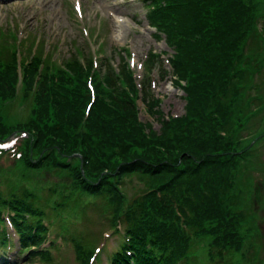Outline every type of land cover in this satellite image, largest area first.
<instances>
[{
	"label": "rangeland",
	"instance_id": "rangeland-1",
	"mask_svg": "<svg viewBox=\"0 0 264 264\" xmlns=\"http://www.w3.org/2000/svg\"><path fill=\"white\" fill-rule=\"evenodd\" d=\"M191 1L158 0L159 8H155L151 5L152 0H0V79L6 72L14 70L7 88L13 94L8 99H0V147L9 144L3 148L6 154H0V200L6 202L11 192L22 196L31 207L42 209L36 211L42 214L49 230L43 238L44 243L31 249L25 257L18 256L19 250L12 246L7 252L11 264H84L81 251L89 249L95 253L98 248L99 252L90 264L110 262L111 258L103 255L108 251L113 252L110 256L123 260L121 253L126 247L114 251L122 240L124 218L119 217L116 226L110 220L112 209L107 202L108 196L81 189L76 170L82 163L76 157H70L76 153L65 149L66 158L53 156L50 149L54 146L66 148L68 143L64 144L52 132L49 123L44 125L33 117L39 107L51 106L52 116L56 112L57 106L47 98L56 85H64L55 71L64 69L66 63L77 61L89 66L93 63L96 80L101 81L105 77V67L109 63L121 64L122 60L137 79L147 76L154 67L151 80L146 78L145 83L151 82L149 92L159 99L158 113L166 119L182 116L184 94L174 82L176 80L170 78L168 72L165 74L171 49L165 46L161 34L166 24L178 30L175 10L180 11L184 2L190 4ZM242 2L246 7L236 10L240 14L236 19L244 21L246 16H251L253 20L251 27L245 30L246 36L256 32L262 35L264 0ZM217 8L211 10L215 12ZM151 14L158 15L153 20ZM246 36H242L244 43L236 49V55L246 56L245 48L251 44ZM260 39L264 40V36ZM259 48L256 56L251 57L258 58V62L250 66L251 74L237 82L235 96L238 99L230 105L231 118L241 106L244 112L242 121L235 125L232 133L234 140H241L233 164V192L236 194L234 203L247 213L241 228L242 246L238 251L228 249L220 255L212 246L211 235L199 234L181 221L172 225L169 219L164 220L173 233L183 235L187 258L181 264H264V137L252 144L258 133H264V76H256L258 68L264 67V53L261 54ZM50 72L53 74L38 75ZM137 106V122L142 125L150 122L158 129L151 111L140 101ZM231 124L234 125V118ZM22 132H28L30 137L20 136ZM39 140L31 160L13 154L19 148L26 153V149ZM100 144L96 147L109 167L123 160L121 148ZM133 151L134 148L130 152ZM40 158L43 162L37 166L35 163ZM61 161L64 165L59 166ZM121 184L127 200L144 192V184L138 176L127 177ZM2 213L0 246L6 245V238L8 247L7 236L21 237L23 224H32L34 216L26 218L25 212L20 211V216L13 218L5 206ZM9 220L17 224L20 231L11 228ZM211 225L210 221L204 223L205 228Z\"/></svg>",
	"mask_w": 264,
	"mask_h": 264
},
{
	"label": "trees",
	"instance_id": "trees-1",
	"mask_svg": "<svg viewBox=\"0 0 264 264\" xmlns=\"http://www.w3.org/2000/svg\"><path fill=\"white\" fill-rule=\"evenodd\" d=\"M244 7L241 0H192L190 4L184 2L180 11L175 10L178 30L169 24L163 26L168 38H173L170 43L175 40L173 73L184 92L185 111L182 116L165 119L154 106L149 107L158 117V131L148 125L146 133V127L137 122L130 87L127 85L126 90L118 84L110 68L103 80H94L96 98L83 119L82 109L90 101L85 86L88 68L77 61L66 63L69 75L57 71L64 85L51 89L49 100L57 106L53 116L51 106L36 110L33 118L44 125L49 123L52 132L68 143L66 148L54 146L49 152L60 159L66 158L65 149L79 153L80 157H73L82 163V169L79 165L76 170L81 189L108 194L113 214L123 212L129 253L122 252L121 261L112 255V264H180L185 260L183 235L173 233L164 221L167 219L172 225L181 221L199 234L211 235L212 246L220 255L241 248V228L247 213L234 203L233 164L240 141L234 140L232 133L242 119L238 115L242 106L232 116L233 125L230 105L238 99L237 82L243 76L232 65V56L240 41L238 24L243 22L236 19L240 15L236 10ZM212 8L217 9L213 12ZM121 67L131 85L125 67ZM13 73L6 72L0 79V99L13 94L7 89ZM152 100L156 105L157 100ZM39 143L30 145L26 153L19 151L21 159L31 160ZM102 143L121 148L123 160L109 167L96 147ZM42 162L40 158L35 164L40 166ZM134 175L145 190L127 201L120 183ZM18 203L17 199L11 201L15 210L25 211ZM206 221L212 222L209 228L204 227ZM40 223L41 219L35 225L44 230ZM28 241L23 238V245Z\"/></svg>",
	"mask_w": 264,
	"mask_h": 264
}]
</instances>
